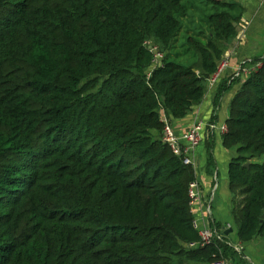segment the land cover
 I'll return each instance as SVG.
<instances>
[{
    "label": "trees",
    "instance_id": "obj_1",
    "mask_svg": "<svg viewBox=\"0 0 264 264\" xmlns=\"http://www.w3.org/2000/svg\"><path fill=\"white\" fill-rule=\"evenodd\" d=\"M244 13L236 0H0V264L226 258L223 242L188 247L197 174L163 141L160 110L181 119L203 101ZM151 39L164 56L148 75ZM261 59L222 134L243 244L264 238Z\"/></svg>",
    "mask_w": 264,
    "mask_h": 264
},
{
    "label": "crops",
    "instance_id": "obj_2",
    "mask_svg": "<svg viewBox=\"0 0 264 264\" xmlns=\"http://www.w3.org/2000/svg\"><path fill=\"white\" fill-rule=\"evenodd\" d=\"M236 1L245 8V13L243 15L242 22L238 27V34L236 36V39L233 41L232 53L228 54L231 57V67L226 73V77H224L223 80H221L215 87L208 88L207 86V92L203 101L199 105L195 106L193 110L190 111L186 117L181 119H175L172 118L171 116L170 118L168 117L170 123L172 124V126L174 127L177 133H182L187 129L191 128L197 121L204 120V117L207 114L210 115V118L212 117L214 118L215 115L217 116L216 110L214 113V105L217 102V95L224 80L228 78V75L233 71V69L238 65V63L242 59L259 54L261 52L262 47L264 46V36L262 35V32L264 31V0H236ZM237 80L234 83H232L231 87H228V89L232 88L230 92L226 90L218 101L220 103L226 99L227 108H226L225 120L229 116V105L235 94L241 88L242 83L246 80V78H244L243 76L242 79L238 81ZM210 137H212L211 140L213 142L215 133H211L206 136L207 139H209ZM221 140H222V134H221ZM204 144H205L204 146L202 145L198 147L197 150L195 151L196 170L201 165V159H200L201 153L204 152L205 149L208 150V146H207L208 143L206 144V140ZM211 149H212V145H211ZM197 164L199 167L197 166ZM197 180L199 183V190L202 193V199L193 207V214L195 218H201L204 220V222H202L203 226H208L209 224L212 223V220L208 217V215H206V211H207V207L210 204L209 200H211L212 198V192L214 186H209V184L207 185V183H205V179L203 178V176L201 177V175H197ZM231 198L232 197L230 196V198H228L226 202V206L228 204L226 208V211L228 213H226V215L225 213L224 214L221 213L217 207H216L217 209L215 208L216 212L214 211L213 204L216 197L214 196L213 198L211 205L213 219L214 221H216L217 225L220 228L226 227L227 224H230L231 226H233L231 223L236 224L231 216V208H232ZM239 244H241V246L243 245V249L244 246L247 245V243L244 244L239 243ZM242 255L250 263L248 257L244 253ZM231 262L232 264H238L235 261H231Z\"/></svg>",
    "mask_w": 264,
    "mask_h": 264
},
{
    "label": "built area",
    "instance_id": "obj_3",
    "mask_svg": "<svg viewBox=\"0 0 264 264\" xmlns=\"http://www.w3.org/2000/svg\"><path fill=\"white\" fill-rule=\"evenodd\" d=\"M146 46L150 49L153 54V65L154 68L162 65L163 52L160 50L159 46L156 43H151L149 40L145 42ZM263 64L262 59L254 60L251 57L242 59L238 65L233 69V71L228 75V85L233 83L237 79L248 78L253 72L258 70ZM231 67V57L227 54L219 61L217 70L207 79L208 88L215 87L224 77ZM162 119L164 121V130H163V141L166 142L172 149L175 155H177L185 165H191L196 171V162H195V151L198 147L204 144L206 136L211 133H215L216 130H219L221 134L227 131L226 124L219 125L216 120L206 122L204 120L197 121L191 128L187 129L182 133H177L169 121L168 116L162 110ZM217 177V176H216ZM217 189V183L214 184L212 198L209 200L210 204L207 207L206 215L212 220V223L208 226H203L204 222L201 218H195V227L199 231L201 240L199 242H193L188 245L189 248H198L199 246H206L214 242H223L229 246H233L238 253H242L243 247L241 244H234L229 239V236L226 232L232 229L230 224H227L226 227L220 228L216 221L213 219L212 214V201L215 196ZM190 196H191V206L193 207L201 201L202 193L199 190L198 180L192 182L190 186ZM233 230V229H232ZM233 232V231H232ZM244 253V252H243ZM212 264H232L231 260H226L223 258Z\"/></svg>",
    "mask_w": 264,
    "mask_h": 264
},
{
    "label": "rangeland",
    "instance_id": "obj_4",
    "mask_svg": "<svg viewBox=\"0 0 264 264\" xmlns=\"http://www.w3.org/2000/svg\"><path fill=\"white\" fill-rule=\"evenodd\" d=\"M185 22H186V26H190L188 24V21H185ZM262 35L264 36V31L262 32ZM183 39L181 36L178 44L175 43L174 45H180L181 42H184L182 41ZM149 41L151 43H155L153 39ZM233 41L226 46L224 55L232 53ZM263 55H264V46L262 47L261 52L259 54L249 56V57L253 58L254 60L255 59L260 60ZM187 59H190V58L188 56L187 57L184 56L181 58V61H184L185 63ZM190 60L194 61L195 59L191 58ZM153 69H154V65H152L149 69L146 70L147 74L149 75ZM222 88H225V82L223 83ZM231 89L232 88H229L227 89V91L230 92ZM216 106L217 104L214 105V109H216L217 116L215 115L214 118L213 117L210 118V115L207 114L204 117V121L210 122V121L216 120L219 125H222L225 123V115H226V108H227L226 99L223 102H220L217 107ZM160 111L162 114V110ZM211 139L212 137H210L209 139L206 138V144L208 143L207 145H210V143H212V149L211 150L205 149V151L201 153V157H200L201 165L199 167L197 164L199 168H197L196 172H197V175H201V177L203 176V178L205 179V183H207V185L209 184V186H214V184L217 183L218 188L216 189V192H215L216 199L213 204L214 211L216 212L215 208L217 207L221 213L223 214L225 213L226 215V213H228L226 211V208L228 206V204L226 206V202L228 198H230V196L232 197V193L229 189L228 165H229L230 158H232L235 155V149H226L224 147L222 140H221V133L219 130L215 131V137H214L213 142ZM202 145L204 146L205 144H202ZM231 224L233 225L232 227L234 230L229 236V239L234 244H239L240 242L237 240V224H233V223ZM228 247L229 248L226 251V260L228 261L229 260L235 261L238 264H250V263L264 264V238L263 237H257L255 240L251 241L250 243H247V245L244 246L242 253L236 252L233 246L231 247L228 245ZM243 252L250 260V263L247 259H245V257H243L242 255Z\"/></svg>",
    "mask_w": 264,
    "mask_h": 264
},
{
    "label": "water",
    "instance_id": "obj_5",
    "mask_svg": "<svg viewBox=\"0 0 264 264\" xmlns=\"http://www.w3.org/2000/svg\"><path fill=\"white\" fill-rule=\"evenodd\" d=\"M235 25H236V23H235ZM246 166H249V164H247ZM232 229H230V230H228L227 232H226V234L228 235L229 233H232Z\"/></svg>",
    "mask_w": 264,
    "mask_h": 264
}]
</instances>
